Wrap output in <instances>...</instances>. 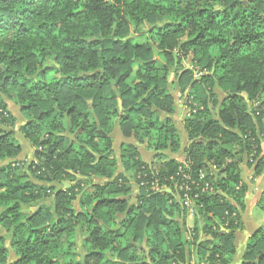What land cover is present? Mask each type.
<instances>
[{
  "label": "trees",
  "instance_id": "1",
  "mask_svg": "<svg viewBox=\"0 0 264 264\" xmlns=\"http://www.w3.org/2000/svg\"><path fill=\"white\" fill-rule=\"evenodd\" d=\"M116 126L153 161L122 144L118 172ZM245 161L264 174V0H0V264H231ZM240 264H264V229Z\"/></svg>",
  "mask_w": 264,
  "mask_h": 264
},
{
  "label": "rangeland",
  "instance_id": "2",
  "mask_svg": "<svg viewBox=\"0 0 264 264\" xmlns=\"http://www.w3.org/2000/svg\"><path fill=\"white\" fill-rule=\"evenodd\" d=\"M155 57L157 58V55ZM181 68L190 69L189 60H184L182 62ZM181 68L173 66L170 69V73L168 76L169 85L174 86V89L171 90V95L173 96L174 102L176 105L175 113L172 117H174V120L177 124L176 127H177L178 131H180V132L183 131L182 120L186 119L189 116V108H187V106H186L185 98H181V96H183V95L178 94V89L176 87V81H177V77H178L179 71H180L179 69H181ZM195 77H196V74H195ZM219 97H220V99L222 98L221 94L219 95ZM5 102L7 104V109L9 111V113L15 119V125L11 129V131L13 132L14 138H15L16 142L20 145L21 151H22L20 156L17 158V161L24 163L25 164L24 169H25L27 164L30 163L32 160H34V151L35 150L31 146L29 141L27 139H25V137L22 134H20V132H19L20 127L22 125H24L26 122L25 118L22 116V114L19 111V106L15 105L12 100L5 99ZM70 138H73V137H70ZM111 138L113 141V143H112L113 156L118 163L117 164L118 172H120V171H122L121 164L119 162L120 161L121 145L122 144H132L136 147V146H138V144L133 139L128 140L126 138H123L121 131L119 130V128L117 126L114 128V130L111 134ZM139 152L142 154V156L140 155ZM138 153H139L142 161L143 162L145 161L147 163H151L155 157V153L147 151L145 149L144 145H142L139 148ZM130 175L131 174H127V177H129ZM55 187L60 188V189H64V188L68 187V185L67 184H63L62 186L55 185ZM135 194H136V188L134 186L131 197H134ZM131 202L134 203V198L132 199ZM50 203H51V200H46L44 202H40L39 205L31 207L30 209H28V211L33 212L38 208V206H40V204H50ZM257 205H258V203H257ZM257 208L259 209V205L257 206ZM24 211H26V210H24ZM257 213H259L258 210H257ZM187 214L188 215L186 216V218L188 217V220H189V213H187ZM191 215L193 216L194 214L192 213ZM79 245H80V241H79Z\"/></svg>",
  "mask_w": 264,
  "mask_h": 264
},
{
  "label": "crops",
  "instance_id": "3",
  "mask_svg": "<svg viewBox=\"0 0 264 264\" xmlns=\"http://www.w3.org/2000/svg\"><path fill=\"white\" fill-rule=\"evenodd\" d=\"M171 118L175 125H177L174 117ZM183 122L184 119L182 120V125ZM179 133L181 136V149L177 153H166V155L172 160L183 162L185 160L184 149L187 147L188 141L184 131H179ZM136 147L139 151L141 145ZM140 155L142 156L141 153ZM241 170L242 182L247 188V193L244 200L245 209L240 215L243 228L235 236V255L231 264L241 263V258L247 245L253 240V237L258 231L264 229V213L257 208V203L260 202L264 191V174L253 178V169L246 166V161L241 166ZM257 210L259 213H257ZM185 223L189 229L193 226V216L191 214H189V220L188 217L186 218Z\"/></svg>",
  "mask_w": 264,
  "mask_h": 264
},
{
  "label": "built area",
  "instance_id": "4",
  "mask_svg": "<svg viewBox=\"0 0 264 264\" xmlns=\"http://www.w3.org/2000/svg\"><path fill=\"white\" fill-rule=\"evenodd\" d=\"M182 178L183 180L185 181L183 183V185H181L178 190L183 192L184 194L182 195V204L183 206H185V208L187 209V212L189 214H192L193 213V209H192V206H193V202L192 200L190 199V197H188V194H189V191H190V188H189V181H190V176L189 175H182ZM200 178H203V175H200ZM191 185H193V182L191 183ZM156 187H154L153 189H155ZM210 189L208 187V184L205 183L203 184L202 188H201V192H208Z\"/></svg>",
  "mask_w": 264,
  "mask_h": 264
},
{
  "label": "water",
  "instance_id": "5",
  "mask_svg": "<svg viewBox=\"0 0 264 264\" xmlns=\"http://www.w3.org/2000/svg\"><path fill=\"white\" fill-rule=\"evenodd\" d=\"M154 55L155 56L157 55V53L155 51H154ZM118 108H119V110H121V102L120 101H118ZM166 192H169V190H166Z\"/></svg>",
  "mask_w": 264,
  "mask_h": 264
}]
</instances>
